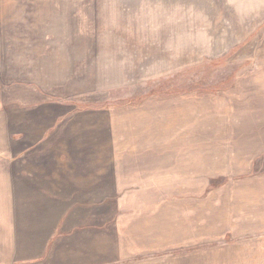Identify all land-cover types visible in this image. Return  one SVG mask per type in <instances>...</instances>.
Instances as JSON below:
<instances>
[{"label": "rangeland", "instance_id": "rangeland-1", "mask_svg": "<svg viewBox=\"0 0 264 264\" xmlns=\"http://www.w3.org/2000/svg\"><path fill=\"white\" fill-rule=\"evenodd\" d=\"M37 99L112 112L123 153L207 161L146 259L264 264V0H0L1 108Z\"/></svg>", "mask_w": 264, "mask_h": 264}, {"label": "crops", "instance_id": "crops-1", "mask_svg": "<svg viewBox=\"0 0 264 264\" xmlns=\"http://www.w3.org/2000/svg\"><path fill=\"white\" fill-rule=\"evenodd\" d=\"M24 103L0 104V264H159L162 220L198 212L190 182L210 179L196 146L126 154L112 112Z\"/></svg>", "mask_w": 264, "mask_h": 264}]
</instances>
